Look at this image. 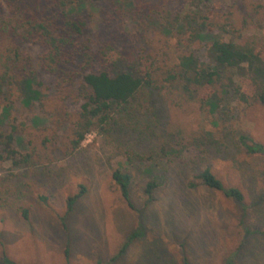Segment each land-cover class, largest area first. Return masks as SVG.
I'll return each mask as SVG.
<instances>
[{
  "label": "rangeland",
  "instance_id": "obj_1",
  "mask_svg": "<svg viewBox=\"0 0 264 264\" xmlns=\"http://www.w3.org/2000/svg\"><path fill=\"white\" fill-rule=\"evenodd\" d=\"M137 7L136 13H119L106 0H84L71 10L86 21L92 49L112 45L118 51L110 73H148L154 89L151 114L113 125L106 134L90 132L70 156L61 154L60 143L89 70L70 66L75 79L61 86L41 67L43 47L22 46L31 71L23 94L0 115V128L15 124L18 150L29 151L30 140L49 156L33 168L2 165L0 240L23 264H184L183 257L190 264H225L228 256L234 264H264V155L248 154L240 140L246 135L264 146V107L219 95L204 103L188 100L169 91L166 81L188 52L200 66L214 68L206 51L225 16L231 36L264 47V0H139ZM206 12L219 23L214 31L200 28ZM98 69L104 66L96 63L92 71ZM45 135L53 138L48 151L40 144ZM146 155L151 159H140ZM116 168L132 176L134 210L112 179ZM204 168L224 186L239 188L243 200L202 184ZM156 175L164 181L146 204L144 185ZM81 184L86 192L64 230L59 217L65 199Z\"/></svg>",
  "mask_w": 264,
  "mask_h": 264
},
{
  "label": "trees",
  "instance_id": "obj_2",
  "mask_svg": "<svg viewBox=\"0 0 264 264\" xmlns=\"http://www.w3.org/2000/svg\"><path fill=\"white\" fill-rule=\"evenodd\" d=\"M82 1L0 0V115L7 113L8 108L23 94L24 81L30 74V57L22 49L25 43L43 47L41 67L45 73L56 76L61 86L63 82L75 79L77 73L71 71L70 66L78 64L84 71L89 70L82 74V81L87 86L79 93L82 102L68 119V133L60 143L59 150L66 157L80 148L90 132L106 134L113 125L130 123L131 118L149 115L153 111L154 88L150 74L138 71L110 73L107 68L120 58L116 48L112 45L102 46L98 50L90 47L85 38L86 21L78 15L73 16L71 12ZM106 1L119 13H136L139 0ZM200 20V28L208 31L216 30L219 25L214 14L209 15L207 12L201 15ZM230 24L229 18L225 16L219 25L218 36L213 38L207 48V57L214 63V68L200 66L192 52L181 55L176 67L167 73L169 91L188 100L198 99L202 103L219 95L245 105L264 107V47L253 39L231 36ZM96 63L102 64L104 69L92 71ZM8 126V130L0 128V170L3 164L11 168H33L45 158L48 159L49 154L45 155L30 140L29 151L18 150V128L13 123ZM52 140V136L42 137L40 144L45 151L49 150ZM240 140L248 154L264 155L261 143L246 135H241ZM140 159H151V156ZM198 177L206 187L220 191L235 201L243 200L239 188L224 186L211 169L204 168ZM112 179L125 205L134 210L130 172L116 168L112 171ZM163 181L162 176L156 175L145 183L143 192L146 204L153 201L154 191ZM85 192L86 187L81 184L77 193L66 197L65 211L59 217L64 230L66 218ZM21 215L24 219L28 218V210L22 208ZM138 234L136 231L132 238ZM128 244L125 241L117 254L124 253ZM0 246V264H23L6 252L1 240ZM183 263L190 264L186 257H183ZM96 264L103 262L97 260ZM225 264H234L233 258L228 256Z\"/></svg>",
  "mask_w": 264,
  "mask_h": 264
}]
</instances>
